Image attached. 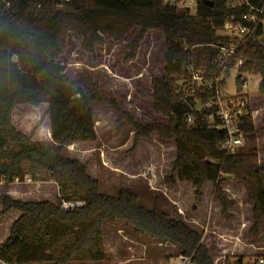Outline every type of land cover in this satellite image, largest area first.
I'll return each instance as SVG.
<instances>
[{
  "label": "trees",
  "instance_id": "1",
  "mask_svg": "<svg viewBox=\"0 0 264 264\" xmlns=\"http://www.w3.org/2000/svg\"><path fill=\"white\" fill-rule=\"evenodd\" d=\"M59 2L0 0V51L16 57L0 75V182L20 181L30 175L34 180H53L59 188L57 202L1 197L3 212L19 215L0 243V259L11 264L102 261L107 258L106 227L122 223L138 237L179 246V255L192 264H215L201 234L185 221L170 217L157 206H146L130 188L113 195L102 192L98 180L78 159L68 157L65 149L96 138L93 103L105 102L127 118L138 136L156 133L174 140V170L180 180L196 186L198 196L207 182H213L218 200L228 208L222 183L229 178L242 182L253 202L254 224H262L264 160L259 161L255 141L262 129L252 119L251 106L241 117L240 127L253 143L227 154L220 148L225 132L209 128L207 111H197L194 105L196 97L204 102L215 99V92L199 89L186 99L177 92L179 80L189 78L190 65L201 68L206 78L221 74L218 50L210 44L224 41L226 37L219 33L224 21L243 11L228 7L226 0H198L195 14L163 0H70L57 7ZM252 2L261 5L263 0ZM153 30L163 35L165 66L161 76L151 78L150 98L153 111L167 117V124L139 123L101 90L89 72L72 77L60 60L71 34L79 36L82 48L91 53L107 38L118 42L132 34L123 57L124 62L132 61L146 34ZM263 33L261 25L237 53L243 58L238 76L260 75L262 96L264 45L258 38ZM224 74L228 76L229 71ZM42 102L48 104L51 141L21 131L12 120L17 105ZM190 113L195 115L193 122L187 121ZM78 201L83 204L62 207L63 202Z\"/></svg>",
  "mask_w": 264,
  "mask_h": 264
},
{
  "label": "rangeland",
  "instance_id": "2",
  "mask_svg": "<svg viewBox=\"0 0 264 264\" xmlns=\"http://www.w3.org/2000/svg\"><path fill=\"white\" fill-rule=\"evenodd\" d=\"M64 1V0H61ZM194 7V0H191ZM194 11V9H193ZM264 30V23H263ZM126 40L107 38L94 53L85 51L81 38L71 34L68 47L61 55L72 77L89 72L101 90L116 99L123 111L143 125L168 123V118L152 109L151 78L163 74L165 43L161 32L150 31L140 44L134 60L124 62ZM264 45V33L258 38ZM0 51V75L4 66L11 65L16 57ZM252 109L257 110L255 125L262 129L256 136L259 161L264 160V96L259 94L260 75L243 74ZM224 84V83H223ZM226 92L236 94L234 72L226 79ZM48 104H19L13 110V123L23 132L33 133L35 138L51 141ZM93 120L96 138L68 145L65 154L78 159L88 174L100 183L107 194H117L123 188L132 189L148 207L157 206L167 215L185 221L202 236L215 264H260L264 259V222L255 226L253 202L242 182L233 178L225 180L221 188L230 203L225 208L218 200L215 183L207 182L200 195L196 186L178 178L174 170L177 148L173 139H162L156 133L138 136L111 105L95 101ZM253 140L247 137L243 149ZM57 202L58 185L53 180H34L28 175L24 180L0 182V243L9 235L12 222L18 212H3L1 197ZM107 258L102 261L87 260L71 264H192L179 255V246L170 241L159 242L138 237L132 228L122 223L105 230ZM26 264H44L32 262ZM46 264V263H45ZM49 264V263H47Z\"/></svg>",
  "mask_w": 264,
  "mask_h": 264
},
{
  "label": "built area",
  "instance_id": "3",
  "mask_svg": "<svg viewBox=\"0 0 264 264\" xmlns=\"http://www.w3.org/2000/svg\"><path fill=\"white\" fill-rule=\"evenodd\" d=\"M64 0L56 4L60 7ZM165 3L176 6L180 9H186L190 13L195 14L198 8V0H194V7H192L191 0H163ZM227 6L233 9L239 8L243 13L238 16L233 13L227 20L224 21L219 33L226 37L224 41L210 44L217 48V63H219L222 70L221 74L213 79L206 78L202 75L203 70L194 65L187 68L189 78H181L178 82L177 92L182 99L193 97L195 92L199 89L213 90L215 92V99L203 101L196 97L194 99L195 110L207 111L206 117L209 120V128L220 129L225 132V138L220 143V148L227 154L237 153L245 146L247 136L240 127L241 117L247 115L248 106H251L250 99L247 97L248 92L243 88L246 84V79H243V74L239 75V68L243 64V58L238 57L237 53L244 41L249 38H254L260 26L264 23V0L261 5H256L252 0H226ZM40 6V5H39ZM194 9V11H193ZM187 48V47H185ZM236 74V82L242 88L241 93L238 92V84L236 94L229 95L226 92L225 72ZM225 80V81H224ZM224 81V84L221 82ZM251 116L255 123L257 110L250 107ZM195 115L190 113L187 115V121L193 122ZM83 203L78 202H63L62 207L68 209L76 205L80 206ZM260 264H264V259H260ZM0 264H11L3 259H0Z\"/></svg>",
  "mask_w": 264,
  "mask_h": 264
},
{
  "label": "crops",
  "instance_id": "4",
  "mask_svg": "<svg viewBox=\"0 0 264 264\" xmlns=\"http://www.w3.org/2000/svg\"><path fill=\"white\" fill-rule=\"evenodd\" d=\"M18 215H19V213H18ZM18 215H17V216H18Z\"/></svg>",
  "mask_w": 264,
  "mask_h": 264
}]
</instances>
